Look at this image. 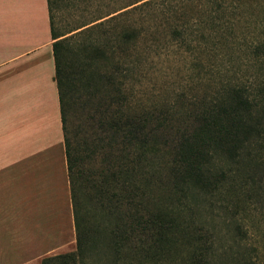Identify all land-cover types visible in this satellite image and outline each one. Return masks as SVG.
<instances>
[{
  "label": "trees",
  "instance_id": "obj_1",
  "mask_svg": "<svg viewBox=\"0 0 264 264\" xmlns=\"http://www.w3.org/2000/svg\"><path fill=\"white\" fill-rule=\"evenodd\" d=\"M140 1L58 34L47 0L75 249L40 264H264V0L249 84L246 0ZM153 20L188 56L159 94Z\"/></svg>",
  "mask_w": 264,
  "mask_h": 264
},
{
  "label": "crops",
  "instance_id": "obj_2",
  "mask_svg": "<svg viewBox=\"0 0 264 264\" xmlns=\"http://www.w3.org/2000/svg\"><path fill=\"white\" fill-rule=\"evenodd\" d=\"M52 43L47 0H0V264L58 248L73 222Z\"/></svg>",
  "mask_w": 264,
  "mask_h": 264
},
{
  "label": "rangeland",
  "instance_id": "obj_3",
  "mask_svg": "<svg viewBox=\"0 0 264 264\" xmlns=\"http://www.w3.org/2000/svg\"><path fill=\"white\" fill-rule=\"evenodd\" d=\"M54 6L52 8V18L54 28L58 34H66L68 31L98 18H102L98 22L106 20L108 17L105 16L111 12L120 10L121 8L135 2L138 0H53ZM147 0L138 2L137 4L127 8L131 9ZM244 3V5H243ZM235 3V8L237 14L244 15L248 22V29L244 31V34H239L241 36V50L237 52L239 57L242 59V74L246 79V83L252 82L255 78L254 74H257L260 66L256 67L248 59L249 47L252 46L253 42H256L258 37V28L255 23L257 18V10L255 7L253 9L252 0H246L245 2ZM156 4H152L149 8L139 9L135 11L131 16L130 20L133 22H140L141 18L144 17L145 13L152 12L153 7ZM245 6V7H244ZM125 9V10H127ZM124 10H121L122 12ZM119 13V12H118ZM104 17V18H103ZM243 17V18H244ZM97 23V22H96ZM246 23V22H245ZM146 28L150 30L155 36L153 39L151 35L147 36V42L141 44V50L145 45L152 48L148 49L153 61L145 66L146 71L150 73L149 77L156 78L157 83L150 85V92L154 94H159L165 90H170L171 88L179 89V87L185 86V82L188 80V56L182 54V49L179 46H175V43L165 35L164 24L159 20L149 21ZM76 32V31H75ZM72 32V33H75ZM72 33L67 34L65 37L70 36ZM261 42H264V36L260 37ZM244 65V66H243ZM254 76V77H253ZM254 81V80H253ZM255 83V82H253ZM75 249V235L73 222L69 227L64 221V231H63V242L55 249L40 250V256L37 259H33L28 264H40L42 259L54 255L64 254L71 252ZM32 252L34 250H31ZM39 255V254H38Z\"/></svg>",
  "mask_w": 264,
  "mask_h": 264
}]
</instances>
